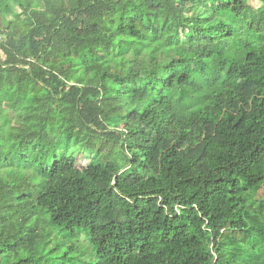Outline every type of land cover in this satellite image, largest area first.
Returning <instances> with one entry per match:
<instances>
[{
	"label": "trees",
	"instance_id": "trees-1",
	"mask_svg": "<svg viewBox=\"0 0 264 264\" xmlns=\"http://www.w3.org/2000/svg\"><path fill=\"white\" fill-rule=\"evenodd\" d=\"M15 253L264 264V18L246 0H0V264Z\"/></svg>",
	"mask_w": 264,
	"mask_h": 264
},
{
	"label": "rangeland",
	"instance_id": "rangeland-1",
	"mask_svg": "<svg viewBox=\"0 0 264 264\" xmlns=\"http://www.w3.org/2000/svg\"><path fill=\"white\" fill-rule=\"evenodd\" d=\"M9 2L12 5L13 0H9ZM19 2H20L21 5L26 6L27 3H28V0H19ZM246 2L248 3V6L250 8V11L254 15H256V17H258V18L259 17L260 18L263 17L264 18V11H262L263 6L261 5L260 2H258L257 0H246ZM211 8H212V10H214L216 8V6H211ZM177 52H179L181 54L184 53L183 50H178ZM125 59L127 61H132L129 58H125ZM143 66L146 67L147 66V63H144ZM189 68H192V67H189ZM190 72H192L193 74H195V70L194 69H192V70L190 69ZM129 90H130V92L132 94H135V95L138 94V88L137 87L129 86ZM75 155H76V167L78 169L86 168L89 165H91L92 162H93L91 160V158L87 154L83 153V151H76ZM61 235H63V234H61ZM73 242L74 243H82L83 247L85 248L84 253L87 254L88 257L91 256L92 251H91V248H89L88 245H87L85 236H83V235L79 236L78 235V237H76L73 240ZM16 260H17V253H15L13 255V257L9 261H5V264H14L16 262ZM38 264H41V262H39Z\"/></svg>",
	"mask_w": 264,
	"mask_h": 264
}]
</instances>
